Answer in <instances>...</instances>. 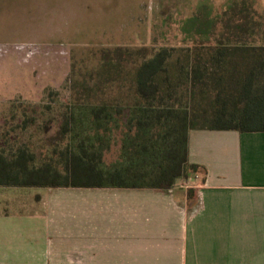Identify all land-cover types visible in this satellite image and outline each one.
<instances>
[{"label":"trees","instance_id":"1","mask_svg":"<svg viewBox=\"0 0 264 264\" xmlns=\"http://www.w3.org/2000/svg\"><path fill=\"white\" fill-rule=\"evenodd\" d=\"M261 33L260 42L224 32L180 47L121 49V69L103 50L93 70L71 71L66 96L48 89L43 130L54 127L55 142L45 154L27 138L0 146V186L171 188L197 173L188 158L190 129L264 131ZM61 96L68 102L51 106ZM36 119L19 134L29 136ZM117 144L118 157L107 162Z\"/></svg>","mask_w":264,"mask_h":264},{"label":"crops","instance_id":"2","mask_svg":"<svg viewBox=\"0 0 264 264\" xmlns=\"http://www.w3.org/2000/svg\"><path fill=\"white\" fill-rule=\"evenodd\" d=\"M188 158L194 189L43 187L0 200V264H264V131L190 129Z\"/></svg>","mask_w":264,"mask_h":264},{"label":"rangeland","instance_id":"3","mask_svg":"<svg viewBox=\"0 0 264 264\" xmlns=\"http://www.w3.org/2000/svg\"><path fill=\"white\" fill-rule=\"evenodd\" d=\"M263 29L264 0H0V146L7 139L27 138L37 153L45 154L46 145L55 142V128L43 130L48 89L62 88L66 96L69 88L65 92L63 87H71L75 79L68 81L71 71L93 70L103 50L119 60L121 69L125 48L180 47L224 32L230 39L260 42ZM62 99L51 106L68 102ZM32 115L37 119L29 123V136L19 134V126ZM118 154L119 144L106 161ZM199 180L191 174L176 185L194 189ZM42 190L5 186L0 200Z\"/></svg>","mask_w":264,"mask_h":264},{"label":"built area","instance_id":"4","mask_svg":"<svg viewBox=\"0 0 264 264\" xmlns=\"http://www.w3.org/2000/svg\"><path fill=\"white\" fill-rule=\"evenodd\" d=\"M197 176V175H196Z\"/></svg>","mask_w":264,"mask_h":264}]
</instances>
